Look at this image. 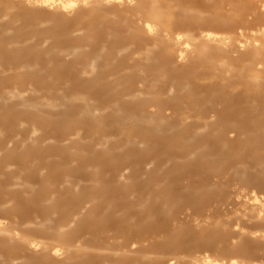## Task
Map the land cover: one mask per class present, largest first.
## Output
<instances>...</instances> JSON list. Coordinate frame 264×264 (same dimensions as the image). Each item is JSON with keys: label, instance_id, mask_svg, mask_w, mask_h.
<instances>
[{"label": "bare ground", "instance_id": "bare-ground-1", "mask_svg": "<svg viewBox=\"0 0 264 264\" xmlns=\"http://www.w3.org/2000/svg\"><path fill=\"white\" fill-rule=\"evenodd\" d=\"M0 264H264V0H0Z\"/></svg>", "mask_w": 264, "mask_h": 264}]
</instances>
